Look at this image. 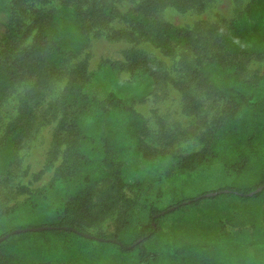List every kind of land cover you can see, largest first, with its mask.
Here are the masks:
<instances>
[{
    "label": "trees",
    "instance_id": "1",
    "mask_svg": "<svg viewBox=\"0 0 264 264\" xmlns=\"http://www.w3.org/2000/svg\"><path fill=\"white\" fill-rule=\"evenodd\" d=\"M206 1L140 0L121 13L106 0H61L57 8H39L29 15L28 6L35 0H0L4 26L0 34V120L6 99L16 88L26 87L17 114L0 135V238L16 229L43 227L3 240L0 264L244 261L246 250L231 245L232 250L225 251L219 235L188 237L179 229L165 233L170 215L194 211L205 200L221 194L248 200L264 193L263 189L247 195L264 184V72L254 79L246 76L250 63L264 58V0H249L224 24L202 19L184 28L159 17L167 7L183 12ZM116 19L127 26L114 28ZM100 36L132 43L146 40L165 55L179 54L176 76L164 60L136 47L124 51L120 68L147 75L156 89L172 84L181 94L184 113H200L206 101L224 103L202 121L200 150L183 154L150 145L147 140L152 131L142 113L115 91L104 97L86 91L92 73L85 51ZM64 78L61 96L45 106L55 84ZM52 122L56 127L45 168L55 167L54 176L36 190L11 186L22 168V148L41 126ZM133 147L148 160L166 157L174 161L181 177L217 159L234 179L216 195L206 197L207 191L183 197L165 209L150 205L149 220H145L136 200L126 193L129 185L123 177L122 155ZM23 194L29 195L9 204L13 196ZM117 209L130 213L135 222L125 216L113 232L90 234L89 228ZM33 222L44 226H32ZM161 238L163 242L158 241ZM231 240L237 245H254L247 239L226 241Z\"/></svg>",
    "mask_w": 264,
    "mask_h": 264
},
{
    "label": "rangeland",
    "instance_id": "2",
    "mask_svg": "<svg viewBox=\"0 0 264 264\" xmlns=\"http://www.w3.org/2000/svg\"><path fill=\"white\" fill-rule=\"evenodd\" d=\"M106 1L114 3L121 13H126L140 0ZM248 2L249 0H208L201 7L183 12L175 7H167L159 12V17L184 28H191L202 19L224 24L234 19ZM60 4L61 0H35L28 6V14L32 15V12L39 8L54 9ZM2 18L0 15V34L4 30ZM112 26L123 28L127 26V23L122 19H116ZM31 40L27 42L30 43ZM131 47L143 49L164 60L170 74L177 75L179 54L165 55L158 47L146 40L132 43L126 40L112 41L105 36H100L93 38L85 51L89 54V70L92 73L86 91L90 95L100 97L106 96L110 91H115L142 113L152 131L151 137L147 140L150 145L183 154L200 150L203 143L199 139V133L205 129L202 121L204 118L209 119L215 115L224 103L212 104L206 101L200 113H184L181 94L172 84L156 89L147 75L132 74L127 69L120 68V63L125 62L124 51ZM103 60L108 62L101 65ZM111 62L116 63V66L112 67ZM263 72L264 58L252 61L246 76L254 79ZM66 81L67 79L64 78L55 84L46 99L45 106L49 101L61 96ZM25 89L24 86L16 88L4 102L1 111L0 135L3 134L6 124L17 114L19 98ZM159 118L162 119V124ZM55 127L56 122L41 126L35 136L22 148V168L11 186L26 185L29 189L36 190L52 179L55 167L45 168V163ZM168 135L170 137H167ZM122 160L123 177L129 185L126 193L136 200L139 205L138 211H141L145 220H149L148 207L150 205L165 209L183 197L197 196L207 191L219 194L217 190L231 185L234 179V174L226 170L222 162L217 159L185 173L184 177L179 175L174 161L166 157L148 160L135 147L124 153ZM28 195L13 196L9 204L22 202ZM209 196L206 195V197ZM122 211V209L112 211L100 224L89 228L90 234L96 235L101 231L113 232L125 216H129V219L135 222L130 213L122 214ZM43 224L33 222L32 226H44ZM165 228V233L174 234V231L179 229L180 234L188 237L201 238L208 235H219L224 240L222 249L225 251L230 252L232 249L229 246L231 245H236V250H246L243 255L244 261L238 264H264V193L260 197L248 200L221 194L216 199L205 200L194 211L170 215L165 221ZM231 238L239 241L253 240L254 245L250 246L248 243L237 245L232 240L227 243L226 240ZM158 241L163 242L164 238ZM242 246L244 249L241 248ZM223 264L232 263L226 261Z\"/></svg>",
    "mask_w": 264,
    "mask_h": 264
},
{
    "label": "water",
    "instance_id": "3",
    "mask_svg": "<svg viewBox=\"0 0 264 264\" xmlns=\"http://www.w3.org/2000/svg\"><path fill=\"white\" fill-rule=\"evenodd\" d=\"M263 189H264V184H263L262 186L258 187V188H257L256 190H254L253 192L248 193L247 195L252 196V195H254V194L259 193V192L262 191ZM215 194H217V192H210V193H207L206 195L209 196V195H215ZM169 210H171V209H168V211H169ZM41 229H43V227H36V228H21V229L13 230V231L9 232L8 234L2 236V237L0 238V243H1L3 240H5L7 237H9L10 235L15 234V233H17V232L27 231V230H41ZM85 236H93V235L85 234Z\"/></svg>",
    "mask_w": 264,
    "mask_h": 264
}]
</instances>
